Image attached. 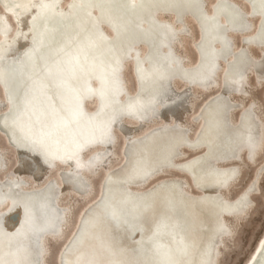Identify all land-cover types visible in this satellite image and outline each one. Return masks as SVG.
Here are the masks:
<instances>
[{
  "label": "bare ground",
  "instance_id": "6f19581e",
  "mask_svg": "<svg viewBox=\"0 0 264 264\" xmlns=\"http://www.w3.org/2000/svg\"><path fill=\"white\" fill-rule=\"evenodd\" d=\"M0 7V264H51V241L55 264H220L264 174V0ZM199 94L196 127L165 119Z\"/></svg>",
  "mask_w": 264,
  "mask_h": 264
},
{
  "label": "rangeland",
  "instance_id": "374dc122",
  "mask_svg": "<svg viewBox=\"0 0 264 264\" xmlns=\"http://www.w3.org/2000/svg\"><path fill=\"white\" fill-rule=\"evenodd\" d=\"M211 1L212 0H207L208 3ZM0 9H1V7H0ZM24 23L25 22H23V26L25 25ZM187 37H188V41L185 44V48L182 49V52L185 54H188L191 58L194 59L195 54H194L193 49H192V42H193V40L196 39L197 36H196V31H195L192 24H191L190 32L187 35ZM238 41H240V40H236L235 42H238ZM19 43L21 46H23V44H24L22 41ZM188 46H189V49L187 48ZM260 49L261 48L254 47L253 54L255 56L260 55V58L264 59V52L260 53ZM263 67H264V62L260 67H258L253 72V74L256 78L257 77L259 78V76L262 77L261 84L257 86L255 84L252 76L249 79V84H248L249 90L252 91L251 102L253 101L258 106H261V107H264L263 105H261L262 104L261 92H262V89L264 87V77H263L264 76V69H263ZM130 76H131L130 73L126 71V79H127L128 83L130 85H132V78L130 79ZM260 87H262V88H260ZM253 96H254V98H253ZM204 99H205V96L202 94H199V98L196 99V101H195V106L189 107V109L191 108L190 110L183 111L181 109H179V110L175 109V111H172V114L169 113L168 111H165L164 117L167 120L169 119V122L176 123V122H174V119L172 116V115H174V117L177 118V120L178 119H179V121L184 120V121H182V123L184 125H192V126L196 127L198 118H195V117H197L198 113H196L195 111L198 109L200 103H202L204 101ZM195 114H197V115H195ZM190 118H191V120H190ZM177 124H179V123H177ZM123 130L124 131L131 130L132 132H134V129L132 126H129V127L124 126L122 131ZM139 131H141V130H139ZM139 131H136V132L138 133ZM0 145L3 146V142H0ZM7 154H8V158L12 157L11 160H13V161L15 160V154L12 151L8 150ZM263 159H264V155L262 156V158L260 160H263ZM254 169H255L254 166L248 167V169L244 172V176H243L241 183L233 189L230 196H235L238 193L240 188L244 184H246L248 179L251 177ZM22 170H24V172H28L29 167L27 166ZM43 172L44 171H41L38 174L39 177L36 175V177L38 178V182H40V183L45 178V177H43V174H44ZM99 181H100V177L93 180L95 189H98ZM69 196L70 197H68L67 201H69V199H70L71 200L70 202L73 203V211L75 213V219H76V215H78L82 211V209L84 208L85 204L88 203V201L85 199L79 198L78 196L74 195V193L72 195H69ZM253 199L255 201L254 208L251 211V213L247 215L245 220L238 223V225L236 223L234 225V222L232 223L235 228L237 227L236 228V235H235L233 240L226 241L225 246L223 247V249H221L222 258H221L220 264H245L246 260L249 258L250 254L254 250L259 238L261 237V235L264 231V174L260 179V192H259V194L254 195ZM67 201H65L63 203H66ZM228 222L230 223V221H228ZM52 242L53 241H51L50 263L55 264L58 250L62 246L63 241H58V242L54 241L53 243Z\"/></svg>",
  "mask_w": 264,
  "mask_h": 264
}]
</instances>
